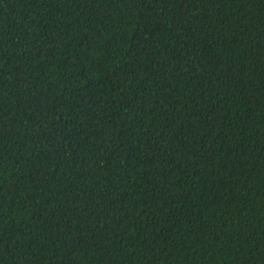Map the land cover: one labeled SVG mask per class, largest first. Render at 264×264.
I'll return each instance as SVG.
<instances>
[{
	"label": "trees",
	"instance_id": "1",
	"mask_svg": "<svg viewBox=\"0 0 264 264\" xmlns=\"http://www.w3.org/2000/svg\"><path fill=\"white\" fill-rule=\"evenodd\" d=\"M0 264H264V0H0Z\"/></svg>",
	"mask_w": 264,
	"mask_h": 264
}]
</instances>
